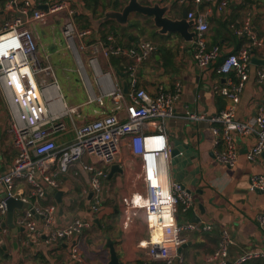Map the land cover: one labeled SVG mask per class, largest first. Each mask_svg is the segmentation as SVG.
Here are the masks:
<instances>
[{
  "label": "built area",
  "instance_id": "1",
  "mask_svg": "<svg viewBox=\"0 0 264 264\" xmlns=\"http://www.w3.org/2000/svg\"><path fill=\"white\" fill-rule=\"evenodd\" d=\"M216 1L147 0L151 6L169 5L172 8L173 4H178L187 7L186 19L194 22L191 54L201 72L223 55L218 46H209L206 40L210 11H199L195 7L201 4L211 6ZM226 7V0H218V12H223ZM4 11L6 18L0 25V95L10 116L16 153L8 170L0 173V185L3 186V193H0V237L9 233L5 220L7 200L11 198L29 204V208L21 210L15 220L27 234L26 245L41 238H46L47 244L70 240L89 230L91 219L82 218H75L57 228L56 206H41L40 201L46 198L47 188L58 187L60 176L79 166L88 176L91 211L97 214L108 168L126 148L138 162L144 193H134L122 201L124 224L131 221L136 210L142 211L148 230L159 233V238L147 245L149 261L172 264L180 259L177 252L186 243L181 232L207 231L211 227L194 223L178 225L176 221L179 207L183 212L193 207L189 191L168 177L172 148L165 133V121L179 118L174 114L173 105L180 95L181 85L177 82L173 92L160 90L154 96L137 87L138 68L156 51V47L141 41L135 48L125 49L115 43L113 34L101 38L95 36L91 27L80 28L76 20L79 12L70 0H8ZM60 14L65 16L62 37L85 91L86 104H95L98 111L93 113L99 115L98 119L76 126L72 141L64 146H58L55 139L67 131L65 118L78 114L80 107H67L52 67L44 64L38 54L32 30L34 24L44 25ZM232 30L236 37L244 38L246 42L234 53L223 56L218 67L225 76L218 92L229 105L209 118L189 114L185 117L222 126L226 147L216 159L229 167L237 161L233 133L256 136V143L248 154L250 161L264 152V109H258L257 115L246 122L238 121L234 116V107L249 80L252 51L258 50L263 55L264 40L258 35L251 14ZM114 58L129 60L121 70L128 81L127 93L116 81V72L110 62ZM255 81L264 85V67L257 70ZM109 100L114 105L113 110L104 109ZM150 126L153 128L149 129ZM211 130L214 134L219 133L215 127ZM18 184H23L26 190L18 188ZM252 185L264 191V177L253 179ZM257 222L264 231V216H258ZM232 244L231 236L223 230L212 260L216 264H246L264 258V251H245L231 262L228 255ZM70 258L74 263L81 261L76 246H73Z\"/></svg>",
  "mask_w": 264,
  "mask_h": 264
},
{
  "label": "crops",
  "instance_id": "2",
  "mask_svg": "<svg viewBox=\"0 0 264 264\" xmlns=\"http://www.w3.org/2000/svg\"><path fill=\"white\" fill-rule=\"evenodd\" d=\"M7 1L0 0V25L6 18L4 7ZM70 1L77 7L80 16L87 13L82 7L83 0ZM138 2L147 4V0ZM226 2L227 7L223 12L216 9L218 0L211 6L201 4L195 7L199 11H210L206 40L209 46H218L223 56L234 53L245 44V39L236 37L232 29L239 26L247 14L253 15L254 27L264 40V0ZM98 6L100 9L103 8V0H97V4H93L95 10ZM183 8L184 6L173 4L169 16L173 19L180 18ZM133 15L141 17V23L149 25L150 30L146 37L138 35L131 25L123 32L121 28L118 29L116 36L112 32L107 33L104 23L93 28L95 36L104 38L113 34L115 43L125 49L135 48L141 41L150 42L156 47V51L139 66L137 73V87L147 94L154 96L160 90L173 92L175 84L180 83L181 92L173 105L174 114L179 118L165 121V133L171 148L178 143L183 152L175 165L170 162L168 177L189 191L193 198V207L187 212L181 211L179 207L176 221L178 225L194 223L200 226L207 224L211 227L207 231L183 230L181 235L186 238V243L177 252L180 259L172 264H216L212 260V254L218 247L223 230H226L233 240L229 248V261H234L245 251H264V231L259 228L257 222L258 216H264V191L257 188L259 192H256L252 185L253 179L264 177V152L253 161L248 159V154L256 143V136L232 134V141L237 150V161L234 166L229 167L216 159L226 147L222 137V126L211 125L206 120L185 119L188 114L209 118L218 115L229 105L218 92L225 81V76L218 69L223 56L210 68L201 72L193 60L190 42L177 35L161 34L151 18L136 13ZM53 23L54 19H51L44 25L32 26L33 32L41 42L49 41L50 38L55 42L50 30ZM143 29V26H140L137 31ZM61 30L62 25L60 37ZM190 30L193 32V27ZM43 53L46 61L47 53ZM252 57L264 59V54L253 50ZM119 61L120 66L111 65L116 72L117 83L124 90V83L128 81L121 70L129 60L121 58ZM260 68L261 66L251 63L249 80L234 107V116L238 121L246 122L257 115L258 109H264V85L255 81L256 72ZM3 102L0 95V173L8 170L16 153L12 144L10 116ZM66 105L68 108L77 106L80 108L78 114L65 118V121L68 120L67 131L56 137L58 146H64L72 141L76 126L99 118V115L93 113L98 111V108L92 109L91 112H83L82 105L67 103ZM113 107L109 100L104 109L113 110ZM74 119L77 124L74 123ZM211 127L218 129L219 133L214 134ZM114 165L119 166L121 173L115 174L108 185L104 183L100 211L97 214L91 211L92 198L88 176L79 166L60 176L58 187L52 189L53 192L47 188L46 198L40 201L41 206L46 204L56 206L57 228L63 227L75 218H82L91 219L92 227L89 230L70 240L47 244L46 238H41L33 244L26 245L24 241L27 234L15 221L19 231L9 228V233L0 237V264H108L110 261L108 241L113 243L119 264H162L149 261L146 255L147 245L153 241L154 234L148 230L143 212L136 210L131 221L124 224L125 207L122 201L134 193H144L142 180L139 178L138 162L125 148L118 155ZM17 187L26 190L23 184H18ZM57 192L61 193L59 199L56 198ZM0 193H3L1 185ZM20 213V210L15 211V220ZM73 246L79 251L81 259L79 263H74L70 258ZM256 261L249 263L256 264Z\"/></svg>",
  "mask_w": 264,
  "mask_h": 264
},
{
  "label": "rangeland",
  "instance_id": "3",
  "mask_svg": "<svg viewBox=\"0 0 264 264\" xmlns=\"http://www.w3.org/2000/svg\"><path fill=\"white\" fill-rule=\"evenodd\" d=\"M128 2L129 0H103V8L100 9V6H98L95 10V8L93 7L85 9V6L87 4H85L83 0L82 7L85 11H87V13L81 14V16L77 20V25L79 27H83L87 24V20L88 23H90L87 27L96 28L95 26H97V22L103 19L107 13H121L122 10L127 7ZM64 17L65 16L63 14H60L56 17L50 18V20L54 19L53 26L50 27V30L51 34H53L55 42L52 41V38H50L49 41L41 42L34 33L38 54L40 55L44 64L47 63L52 67L54 76L60 87V92L62 93L65 102L68 105H82L83 112H91L92 109L97 108V106L95 104H86L87 97L76 72V66L72 59L71 53L68 50L63 38L59 35L60 26L64 21ZM140 19L141 17H135V15H133V12H131L127 17L128 25H126V28L131 25V27L135 28V30L133 31H135L138 35H140L141 37H146L148 35V31L150 30L149 25L146 23H141ZM104 24H106L104 29L108 31L107 33L111 32L114 29L118 30L121 28L119 22L116 19L108 20L104 22ZM140 26H143L144 29L141 31H137L138 27ZM131 27L129 29H131ZM42 51L47 53L48 58L46 57V61H44L45 58ZM83 59L86 60V56H84ZM75 120L76 119H74V123L77 124Z\"/></svg>",
  "mask_w": 264,
  "mask_h": 264
},
{
  "label": "water",
  "instance_id": "4",
  "mask_svg": "<svg viewBox=\"0 0 264 264\" xmlns=\"http://www.w3.org/2000/svg\"><path fill=\"white\" fill-rule=\"evenodd\" d=\"M244 1H249V0H244ZM42 9L45 8L42 7ZM170 11H171V6L169 5L160 7L158 4H154L153 6H151L148 4L143 5L140 2H138V0H129L127 7H125L121 13H114V12L107 13L103 19L97 22V26L108 20L116 19L121 26V31L123 32L126 28V25H128L127 17L131 12H133L151 18L153 24L155 25L156 28L159 29V32L161 34L177 35L180 36L186 42L192 41L194 32H192L190 29L192 28L194 22L188 21L186 19L187 7H184L182 9L181 16L178 19L171 18L169 16ZM251 63L257 66L264 67V59H258L256 57H252ZM124 84H125L124 91L127 93L128 83H126L125 81ZM182 152H183L182 148L178 145V143H175L174 148L171 150V154H170L172 165H175L178 162ZM120 173H121V169L119 168V166L112 165L105 178V182H104L105 185H108L111 182L115 174H120ZM255 191L259 192L257 188ZM50 192H53V190L50 189ZM90 195L92 196V193H90ZM60 196L61 193L57 192L56 198L59 199ZM28 208H29L28 203L22 202L14 198L7 200L5 225L8 228L13 229L14 231H19V229H17L15 225V211L16 210L21 211ZM107 247L109 248V252H110V261L108 264H119L116 252L113 247V243L111 241L107 242ZM179 251L180 248L178 252Z\"/></svg>",
  "mask_w": 264,
  "mask_h": 264
},
{
  "label": "trees",
  "instance_id": "5",
  "mask_svg": "<svg viewBox=\"0 0 264 264\" xmlns=\"http://www.w3.org/2000/svg\"><path fill=\"white\" fill-rule=\"evenodd\" d=\"M84 2H85V4H87L85 6V9H89V8L93 7V4L94 5L97 4V0H84ZM78 17H80V14L77 16L76 20H78ZM86 22H87V24L85 26H83V27H80V28H86L88 26V24H90V23H88L87 20H86ZM111 32L116 34V36H118V30L114 29ZM120 63L121 62L119 61V58H114V59L111 60V64L114 65L115 67L120 66ZM255 263L256 264H264V258L257 260ZM248 264H250V263H248Z\"/></svg>",
  "mask_w": 264,
  "mask_h": 264
},
{
  "label": "bare ground",
  "instance_id": "6",
  "mask_svg": "<svg viewBox=\"0 0 264 264\" xmlns=\"http://www.w3.org/2000/svg\"><path fill=\"white\" fill-rule=\"evenodd\" d=\"M164 176H163V180H164ZM159 238V233L158 232H155V234L153 235V240L155 241V240H157Z\"/></svg>",
  "mask_w": 264,
  "mask_h": 264
}]
</instances>
